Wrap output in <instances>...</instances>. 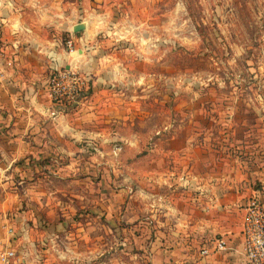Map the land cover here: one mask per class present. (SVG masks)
<instances>
[{
	"label": "rangeland",
	"instance_id": "374dc122",
	"mask_svg": "<svg viewBox=\"0 0 264 264\" xmlns=\"http://www.w3.org/2000/svg\"><path fill=\"white\" fill-rule=\"evenodd\" d=\"M107 8L121 21L110 25L123 36L117 52L131 78L121 88L128 101L141 99L139 108L128 103L139 113L117 126L133 141L81 133L73 146L35 160L23 152L5 167L0 237L11 223L17 264L140 263L135 241L122 239L121 208L158 150H189L203 160L197 169L224 176L225 186L264 189V0H106L94 12Z\"/></svg>",
	"mask_w": 264,
	"mask_h": 264
},
{
	"label": "crops",
	"instance_id": "0c3cea01",
	"mask_svg": "<svg viewBox=\"0 0 264 264\" xmlns=\"http://www.w3.org/2000/svg\"><path fill=\"white\" fill-rule=\"evenodd\" d=\"M104 1L0 0L1 42L14 58L0 81V175L23 152L31 151L35 160L50 148L73 146L81 133L104 132L111 141H133L134 134L120 133L117 126L126 123L122 118L139 113H130L128 103L139 108L141 99L136 94L128 101L130 96L121 88L131 78L117 52L123 36L110 25L121 21L109 18L108 8L94 12ZM81 10L89 14L81 17ZM81 21L86 28L76 33L73 27ZM65 35L76 38L78 55L68 52ZM63 66L83 69L90 78V93L79 103L67 106L48 95L51 72ZM134 78L130 81L138 83L137 75ZM116 85L120 91L114 90ZM100 116L105 118L102 125L96 121ZM173 150H158L151 173L138 170L142 184L136 192L128 190L123 200L127 233L122 239L135 241L140 249L132 252L142 258L136 264H247L242 234L245 205L255 192L264 200V189L249 194L225 186L224 176L197 169L202 158L194 163L189 150L178 155ZM221 237L227 240L226 249L201 254Z\"/></svg>",
	"mask_w": 264,
	"mask_h": 264
},
{
	"label": "built area",
	"instance_id": "2783aa9c",
	"mask_svg": "<svg viewBox=\"0 0 264 264\" xmlns=\"http://www.w3.org/2000/svg\"><path fill=\"white\" fill-rule=\"evenodd\" d=\"M2 22L0 21V81L4 78L8 67L14 63L2 45ZM68 52H78L76 38L69 36L65 40ZM90 88V78L75 67H60L54 69L48 79V90L52 100H65L69 103H79ZM1 204V203H0ZM6 236L0 237V264H17L18 247L17 232L11 223L5 225ZM243 250L247 264H264V200L258 192L253 193L245 205L242 224ZM25 237V236H24ZM227 248V240L219 238L212 247L201 249L202 255H208L213 250ZM60 257H65L62 252Z\"/></svg>",
	"mask_w": 264,
	"mask_h": 264
},
{
	"label": "water",
	"instance_id": "95a60500",
	"mask_svg": "<svg viewBox=\"0 0 264 264\" xmlns=\"http://www.w3.org/2000/svg\"><path fill=\"white\" fill-rule=\"evenodd\" d=\"M86 28V23L84 21L78 22L74 25L73 30L75 32L82 31Z\"/></svg>",
	"mask_w": 264,
	"mask_h": 264
},
{
	"label": "bare ground",
	"instance_id": "6f19581e",
	"mask_svg": "<svg viewBox=\"0 0 264 264\" xmlns=\"http://www.w3.org/2000/svg\"><path fill=\"white\" fill-rule=\"evenodd\" d=\"M80 52V51H79ZM76 55H78V52H76Z\"/></svg>",
	"mask_w": 264,
	"mask_h": 264
},
{
	"label": "trees",
	"instance_id": "16d2710c",
	"mask_svg": "<svg viewBox=\"0 0 264 264\" xmlns=\"http://www.w3.org/2000/svg\"><path fill=\"white\" fill-rule=\"evenodd\" d=\"M76 33H78V32H76ZM67 37H69V36H67Z\"/></svg>",
	"mask_w": 264,
	"mask_h": 264
}]
</instances>
